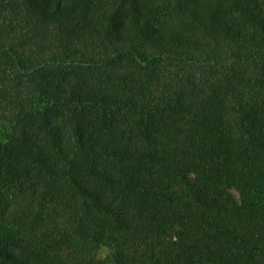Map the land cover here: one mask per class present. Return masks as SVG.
<instances>
[{
    "label": "trees",
    "instance_id": "1",
    "mask_svg": "<svg viewBox=\"0 0 264 264\" xmlns=\"http://www.w3.org/2000/svg\"><path fill=\"white\" fill-rule=\"evenodd\" d=\"M264 264V0H0V264Z\"/></svg>",
    "mask_w": 264,
    "mask_h": 264
},
{
    "label": "rangeland",
    "instance_id": "2",
    "mask_svg": "<svg viewBox=\"0 0 264 264\" xmlns=\"http://www.w3.org/2000/svg\"><path fill=\"white\" fill-rule=\"evenodd\" d=\"M110 249L105 246H99L96 252V258L104 261V264H112L110 259L108 258V253Z\"/></svg>",
    "mask_w": 264,
    "mask_h": 264
}]
</instances>
